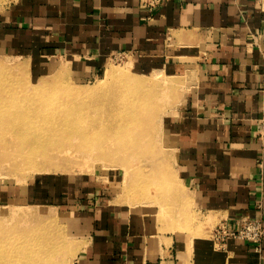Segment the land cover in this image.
<instances>
[{
    "label": "crops",
    "instance_id": "1",
    "mask_svg": "<svg viewBox=\"0 0 264 264\" xmlns=\"http://www.w3.org/2000/svg\"><path fill=\"white\" fill-rule=\"evenodd\" d=\"M0 43L38 73L66 65L95 78L125 56L187 83L166 135L190 219L163 221L153 200L121 202L95 184L71 207L73 264H264V243L213 238L222 223L264 222V0H17L0 13Z\"/></svg>",
    "mask_w": 264,
    "mask_h": 264
},
{
    "label": "rangeland",
    "instance_id": "2",
    "mask_svg": "<svg viewBox=\"0 0 264 264\" xmlns=\"http://www.w3.org/2000/svg\"><path fill=\"white\" fill-rule=\"evenodd\" d=\"M16 1L9 0L0 6V13ZM128 61L125 56H114L100 76L89 79L75 76L66 65L53 72L45 69L44 73H38L26 54H10L0 43V63L11 70L0 71V83L5 77L10 83H5L10 87L0 91V99L8 96L10 102L18 98L17 102L24 103L34 99L31 90L37 88L36 98L50 100L40 106L41 110L56 111V118L60 120L67 116L74 118V124H65L68 129L63 132V138H57L46 152L37 150L35 161L45 169L40 173L21 156L13 137L6 132L7 127L0 125V184L14 195L0 203V230L9 232L19 218L27 213H39L55 237L61 234L59 254L64 260L60 259L58 264L67 261L73 264L77 257L80 238L73 231L71 207L74 203L78 206L83 191L93 189L95 184L108 187L105 192L121 202L136 204L153 200L161 207L163 221L175 220L178 214L182 226L190 219L187 205L180 202L182 193L175 180V160L166 135L167 115L181 101L187 83L183 78L166 77L160 71H155L159 76L144 72ZM111 67L129 68L131 76L150 81L148 89L122 97L127 89L119 87L121 81L105 79ZM177 83L179 89H176ZM152 112L161 116L159 128L150 123ZM131 115H138L136 122L127 124ZM181 208L184 214L179 212Z\"/></svg>",
    "mask_w": 264,
    "mask_h": 264
},
{
    "label": "bare ground",
    "instance_id": "3",
    "mask_svg": "<svg viewBox=\"0 0 264 264\" xmlns=\"http://www.w3.org/2000/svg\"><path fill=\"white\" fill-rule=\"evenodd\" d=\"M7 1L9 0H0V6L7 3ZM128 63L130 65V62ZM0 71L6 72L11 70L8 67H3V64L0 63ZM154 75L159 76L156 72ZM107 78H113L117 81H121L120 83L122 86L119 87L127 89V93L121 95L122 97L128 95V93L130 92L131 94L133 92L143 93L145 92V89H148L147 86L150 84V81L147 82L145 80L137 79L131 76L129 68L127 67L126 69L112 67L107 69L105 79ZM2 79L3 81L2 83H0V91H2V89L7 90V86L10 87V85L5 84L7 83V78L5 77ZM167 83H170L171 85L170 81H168ZM177 86H179L178 83L176 84V89H179L177 88ZM36 89L37 88H33L31 90L33 91L31 97H33L34 99H26L27 101L24 103L17 102L19 100L18 98H13V101L10 102L8 96H6L7 98L0 99V125H4L5 128L7 127L6 132L10 135V137H13V144L15 143L14 146L18 148L21 156L26 157V160L29 162L35 172L40 173L45 169L41 168L40 163L35 161V158L38 154L37 150L44 149V151L46 152L47 148H49L57 138H59L60 136L63 138V132L65 133V131H67L68 129L66 128L65 124L68 122L73 123L74 118H71L73 116L62 118V116L60 115L62 118V120H60L56 118V111L51 113L41 110L40 106H43V104L45 105L46 101L48 102L50 100L42 99V97L36 98L37 95H39V91H36ZM12 95L15 96V93L13 92ZM19 96L21 97V95ZM47 106H50V103ZM155 112H152V114ZM155 115L152 116V119H150L152 120V122L150 123L154 124V127L159 128L162 119L161 116L160 118L158 117L159 114L157 116ZM131 116L132 117L129 120L127 119V124L129 122V124H133V122H136L134 119H137L136 117L138 115ZM73 130L74 126L71 127L70 132L73 133ZM77 130L79 129L77 128L76 131ZM24 150H27L29 152L25 153ZM44 164H46L45 161ZM15 219L16 218H14L13 220ZM44 220L46 219L41 217L39 213H27L25 216L17 220V222L14 224L13 230L5 232L3 231V229H1L0 264H58L57 262L60 259L61 261H63L64 257L62 256L61 258L59 254V248L61 247V245L58 241L61 234H56L58 236L55 237L53 230L47 225ZM74 252L76 253V251ZM67 262H65V264H68Z\"/></svg>",
    "mask_w": 264,
    "mask_h": 264
},
{
    "label": "built area",
    "instance_id": "4",
    "mask_svg": "<svg viewBox=\"0 0 264 264\" xmlns=\"http://www.w3.org/2000/svg\"><path fill=\"white\" fill-rule=\"evenodd\" d=\"M260 149L264 152V114L261 118V127L258 132ZM213 238L216 244L224 246L229 239H238L255 244L256 250L260 251L264 243V222L260 218L244 217L240 227L236 230L230 229L227 224L218 225L213 231ZM159 264H173L171 260H161Z\"/></svg>",
    "mask_w": 264,
    "mask_h": 264
}]
</instances>
